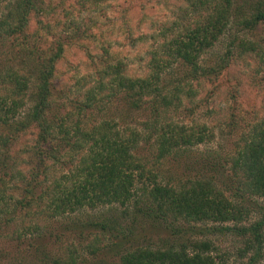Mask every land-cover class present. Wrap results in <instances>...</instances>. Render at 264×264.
<instances>
[{
  "label": "trees",
  "instance_id": "obj_1",
  "mask_svg": "<svg viewBox=\"0 0 264 264\" xmlns=\"http://www.w3.org/2000/svg\"><path fill=\"white\" fill-rule=\"evenodd\" d=\"M107 1L78 0L87 9ZM177 1L184 15L200 19L161 31L163 50L150 53L149 74L129 77L103 59L75 83L80 95L72 102L58 88L56 65L65 46L87 33L75 22L68 25L69 40L47 42L54 7L44 0H0L3 176L15 145L33 136L26 151L30 172L18 197L0 190V264H108L98 259L107 249L114 264H231L229 253L199 238L216 233L242 241L236 257L243 264H264V204L257 201L264 198V123L219 159L189 154L212 141L207 127L173 119L193 113L197 86L218 79L233 61L252 59L264 69V38L244 37L261 34L264 0ZM233 29L237 34L218 65L201 66V56ZM180 157L187 161L181 175L163 184L161 167L180 164L173 160ZM254 212L260 220L242 225ZM30 215L56 226H41ZM97 236L108 239L103 251L95 250ZM63 238L72 239L66 258L57 249Z\"/></svg>",
  "mask_w": 264,
  "mask_h": 264
},
{
  "label": "rangeland",
  "instance_id": "obj_2",
  "mask_svg": "<svg viewBox=\"0 0 264 264\" xmlns=\"http://www.w3.org/2000/svg\"><path fill=\"white\" fill-rule=\"evenodd\" d=\"M44 2L49 9L55 8L54 16L51 13L47 20L48 23L53 18L50 24L52 30L46 39L47 42L56 41L57 38L63 40L66 37H68L66 40H69L72 31L68 25L75 22L79 29L87 33L86 37L65 46L63 57L56 65L57 76L60 80L58 88L63 90L65 97L72 102L80 95V92L76 90L78 87L75 86V83L81 77L91 73L93 67L103 59L113 64H120L124 73L129 77H145L149 74L150 53L157 52L159 55L162 53L161 43L164 38L161 37V31L167 28H173L175 32L180 31L182 27L192 25L201 16L198 14L184 15L183 9H181L182 4L180 5L177 0H109L95 9L82 8L78 0H44ZM260 33L257 36L255 33H248L244 37L255 41H258L260 37L264 38V25L261 27ZM236 34L237 32L233 29L212 50L205 52L200 58L201 66L210 68L217 66L226 53L228 41ZM218 77L216 80L197 86L199 96L193 113L189 111L173 117L174 120L185 122L190 126L203 125L208 128V134H213L212 141L200 145L193 149L192 153H189L194 157L213 155L219 159L224 158L235 152L238 141L253 125L264 123V69L258 67L255 60L237 59L232 62L228 70L222 72ZM32 141L33 136H28L22 138L15 145L13 159L5 170L7 177L3 176L0 171V177H3L2 180L5 182L0 190H7L5 193L7 198L18 197V190L23 187V181L30 172L29 154H26V151L29 150ZM176 159L181 163L167 161L158 172L163 184L165 182L172 183L181 175L179 166L186 161V158L180 157L173 160ZM187 160L195 162V159L188 158ZM257 201L264 204V198L257 199ZM11 208L12 206L9 211L13 212ZM87 215L81 218L84 223ZM30 216L41 226L43 224L50 227L55 225V221H53L55 219L52 220L53 222H48L47 218L39 219ZM260 218V215L254 212L242 222V225L248 226ZM20 219L22 217L16 220ZM206 225L210 226L211 224ZM91 238L89 237L88 242L91 241ZM199 238L212 240L219 251L229 253L231 264L245 262L236 257L238 250L242 249L244 245L240 239L218 233ZM67 239L63 240L61 248L55 247L63 258L68 257V248L72 242L71 238ZM151 239L160 245L156 238L152 237ZM105 243H108L106 237L97 236L93 243L97 246L95 250L102 249L103 251L102 247ZM142 245H147V242L144 241ZM78 249L81 247L78 246ZM79 252L81 251L79 250ZM101 258H104L103 261L108 264H114L116 261L114 251L109 249L99 253L98 259Z\"/></svg>",
  "mask_w": 264,
  "mask_h": 264
}]
</instances>
